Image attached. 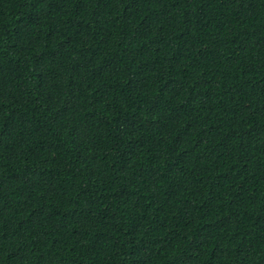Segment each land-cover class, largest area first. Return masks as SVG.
I'll return each instance as SVG.
<instances>
[{
  "label": "trees",
  "instance_id": "1",
  "mask_svg": "<svg viewBox=\"0 0 264 264\" xmlns=\"http://www.w3.org/2000/svg\"><path fill=\"white\" fill-rule=\"evenodd\" d=\"M0 264H264V0H0Z\"/></svg>",
  "mask_w": 264,
  "mask_h": 264
}]
</instances>
